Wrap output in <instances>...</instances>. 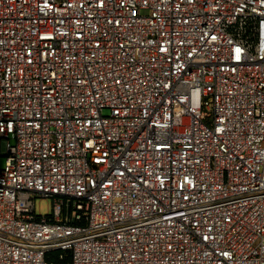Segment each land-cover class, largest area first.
Here are the masks:
<instances>
[{
	"label": "built area",
	"instance_id": "built-area-1",
	"mask_svg": "<svg viewBox=\"0 0 264 264\" xmlns=\"http://www.w3.org/2000/svg\"><path fill=\"white\" fill-rule=\"evenodd\" d=\"M1 158L0 264H264V0H0Z\"/></svg>",
	"mask_w": 264,
	"mask_h": 264
},
{
	"label": "rangeland",
	"instance_id": "rangeland-1",
	"mask_svg": "<svg viewBox=\"0 0 264 264\" xmlns=\"http://www.w3.org/2000/svg\"><path fill=\"white\" fill-rule=\"evenodd\" d=\"M5 165V160L3 158L0 159V168H3ZM36 211L37 214L42 216H46L51 214L52 212V201L51 200H37L36 201Z\"/></svg>",
	"mask_w": 264,
	"mask_h": 264
}]
</instances>
